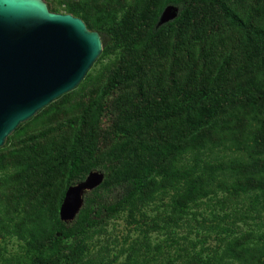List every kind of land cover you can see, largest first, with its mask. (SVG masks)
Returning <instances> with one entry per match:
<instances>
[{
    "label": "trees",
    "instance_id": "16d2710c",
    "mask_svg": "<svg viewBox=\"0 0 264 264\" xmlns=\"http://www.w3.org/2000/svg\"><path fill=\"white\" fill-rule=\"evenodd\" d=\"M198 1L208 7H194ZM169 4L181 12L157 28ZM67 6L90 29L109 35L107 47L123 51L106 74L89 79L88 89L86 80L8 136L13 142L0 149V169H14L0 177V208L7 210L0 236L11 231V210L28 208L35 219L23 221L33 223L28 234L57 248L41 250L31 264H81L89 231L129 205L133 215L152 200L161 187L158 176L163 190L182 181L179 197L228 189L227 177L238 180L234 192L264 194V135L253 123L264 103V0H87ZM214 49L218 59H210ZM185 51H193L196 66L179 75ZM235 152L251 160L227 163ZM187 153L193 164L179 166ZM92 170L104 171V182L87 192L73 221H62L65 191ZM23 222L12 233L24 237ZM69 239L72 245L61 251ZM211 262L197 256L186 264Z\"/></svg>",
    "mask_w": 264,
    "mask_h": 264
},
{
    "label": "rangeland",
    "instance_id": "374dc122",
    "mask_svg": "<svg viewBox=\"0 0 264 264\" xmlns=\"http://www.w3.org/2000/svg\"><path fill=\"white\" fill-rule=\"evenodd\" d=\"M45 1L53 2L58 12H68V3L78 6L87 0ZM202 3L198 1L194 3V7H208ZM102 36L104 49L82 80H88L87 89L89 79L100 73L106 74L110 69L109 64L116 58L119 59L123 51L122 48L107 47L110 37L105 32ZM192 53L185 51L178 59L177 74L184 75L191 67L196 66L190 59ZM218 55V50L214 49L210 59H218ZM82 82L68 94L78 90ZM149 89L153 90L152 87ZM260 104L261 109L257 115L259 120L253 123H257L264 135V103L261 101ZM116 129H119L118 125ZM23 136L19 135L17 138ZM11 142L6 140L0 149H10ZM260 158L263 159L264 155ZM225 159L227 163L238 164L251 160L244 152L228 154ZM156 160L150 159V162ZM177 164L190 167L193 159L187 153L178 159ZM13 169L11 165L8 169H0V177L13 172ZM161 177H157L161 187L155 192L154 198L139 208L136 207L133 215L129 212V205L115 217L89 231L85 237L87 249L80 257L81 264H186L197 256L212 258V264H264V194L261 189L234 192L238 180L227 177L226 185L230 186L228 189L215 188V193L186 198L182 195L179 197L184 188L182 181L178 182L174 190H163L165 181ZM9 191L12 189L9 188ZM0 210L1 220L6 217L7 210ZM27 210L28 208L25 210L22 207L17 213L12 209L7 217L11 231H3L4 235L0 236V264H31L41 250L48 254L56 252L57 248L45 238L36 242L28 234L33 223L23 221L35 219L32 212ZM21 222L25 223H22L26 232L24 237L12 233L13 228ZM72 243L73 240L69 239L58 248L65 250ZM75 264H79V260Z\"/></svg>",
    "mask_w": 264,
    "mask_h": 264
},
{
    "label": "water",
    "instance_id": "95a60500",
    "mask_svg": "<svg viewBox=\"0 0 264 264\" xmlns=\"http://www.w3.org/2000/svg\"><path fill=\"white\" fill-rule=\"evenodd\" d=\"M169 4L156 27L179 16ZM104 49L102 33L83 18L51 10L45 0H0V147L23 122L75 89ZM106 174L92 170L70 185L59 208L62 221H73L87 192Z\"/></svg>",
    "mask_w": 264,
    "mask_h": 264
}]
</instances>
